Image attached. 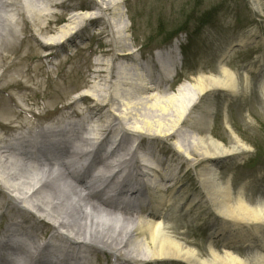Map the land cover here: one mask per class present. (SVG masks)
Segmentation results:
<instances>
[{
    "label": "bare ground",
    "instance_id": "1",
    "mask_svg": "<svg viewBox=\"0 0 264 264\" xmlns=\"http://www.w3.org/2000/svg\"><path fill=\"white\" fill-rule=\"evenodd\" d=\"M252 3L264 10L261 0ZM119 6L116 0H0V82L6 72L22 63L23 46H28L26 56L43 66L44 59L57 55L68 41L86 31L96 29L98 39H111L106 44L108 49L102 51L109 59L91 64L95 81L90 91L66 102L62 106L65 114L40 128L32 115L24 120L26 125H16L11 132L4 129L10 123L0 124V219H8L0 236V264H95L91 256L97 250L111 252L120 264H264V188L253 198L245 186L236 189L232 177L225 181L220 172L223 164L247 152L249 145L232 129L228 143L214 136V105H204L192 119L188 115L206 94L220 91L234 99L248 90L249 70H244L242 86L237 72L229 66L236 47L246 42L241 40L220 57L217 73L193 76V94L188 92L190 85L185 81L168 97L167 105H150L147 96H136L135 91L150 94L152 89H161L169 78H153L162 60L156 62L150 57L152 62L141 65L136 51L122 47L127 26L112 17ZM69 11L72 13L67 16ZM52 17L65 23L55 36L44 40ZM180 44L174 41L164 57L173 58ZM17 57L18 62L14 61ZM135 70L139 72L137 76ZM257 70L261 74L258 88L264 106V55ZM5 91L0 88V93ZM191 99L195 101L188 108ZM81 103L85 106L79 107ZM16 107L18 112L27 113L25 108ZM131 108L135 112L129 111ZM133 114L138 121L132 123ZM188 120L196 128L198 140L187 145L170 144L168 149L188 158L198 155L197 164L205 163L198 172L204 196L190 202L210 205L219 220L210 221L212 229L205 253L167 220L169 204H175L177 209L183 206L173 193H164L163 182L166 185L175 170L143 163L144 153L159 161L149 137L176 139L182 133L177 123ZM110 135L117 144L105 156ZM135 138L142 139L136 147ZM145 138L148 141L142 149ZM77 146H84V153L70 151V147ZM67 155L75 157L76 165H81L87 156L93 160L78 175H65L52 159ZM92 168L99 169L95 175L101 180L99 192L107 191L116 182L117 189L111 190L117 199L91 191L93 179L86 175ZM155 176L160 181L153 185ZM55 180L62 184V192L52 184ZM121 196L135 204L133 212H119L125 209L118 202ZM139 206L149 207L144 219L138 215L142 212ZM48 225L54 231L46 238ZM218 240L221 245L216 244ZM240 247L246 250L244 254L239 252ZM3 248L6 251H1Z\"/></svg>",
    "mask_w": 264,
    "mask_h": 264
},
{
    "label": "rangeland",
    "instance_id": "2",
    "mask_svg": "<svg viewBox=\"0 0 264 264\" xmlns=\"http://www.w3.org/2000/svg\"><path fill=\"white\" fill-rule=\"evenodd\" d=\"M116 1L120 2V6L112 17L116 23L121 22L127 26L122 47L132 48L136 51L137 57L148 56L154 49L163 47L168 37L176 31L179 32L178 30L183 27L190 31L189 34L182 33L174 39V41H180L185 54L182 55L184 66L177 78L173 81L168 80L161 89H152L147 95L135 91L136 96H147L150 105L153 103L167 105L168 97L172 96L178 85L185 81L190 85L188 92L193 94L194 90L190 84L193 76L201 72L217 73L220 57L241 40L246 42L244 46L233 52L229 66L237 72L242 86L244 70H249L251 83L248 90L234 99H230L220 91L206 94L188 115L192 119L200 114L204 105H214L216 108L212 131L214 136L228 143L232 129L249 145L247 152L223 164L220 172L225 181L232 177L236 189L245 186L248 196L255 198L264 188V106L258 88L261 74L257 70L262 65L264 55V10L256 8L252 0ZM261 2L264 4V0ZM57 10L61 11L63 8ZM71 13L69 11L67 16ZM43 23L47 24V20ZM63 23L65 21H58V17H52L49 32L42 38L46 40L55 36ZM96 31V29L86 31L75 36L72 41L66 43L64 48L58 50L57 55L44 59L43 66L33 57L26 56L27 45L22 47L20 52V57H24L22 63L6 72L0 82V88H6L4 93H0V124L10 123L4 129L11 132L13 130L10 128L15 130L16 125H26L24 120L30 119L31 115L34 116L32 119L35 123H46L60 114H65L66 109L62 106L66 102L87 90L90 91L92 82L95 81L91 64L98 59H109L102 54V51L108 49L106 44L111 40L110 37L98 39ZM18 46H20L19 43ZM122 47L119 46L118 49ZM49 51L54 49L42 52L44 54ZM14 61L18 62L19 57L14 58ZM194 101L195 99H191L187 107L189 108ZM16 104L25 108L27 113L18 112ZM84 106L83 103L79 105V107ZM129 111L135 112L132 108ZM132 118L130 120L132 123L138 121L136 115L133 114ZM139 122L143 124L142 121ZM152 122L157 123L153 120ZM191 124L189 120L187 123H177V128L182 133L176 139L162 140L148 136L159 161H155L151 154L144 153L143 163L155 167L168 166L175 170L173 177L169 178L170 181L166 185L163 182L164 193L166 195L173 193L174 199L182 201L183 206L177 209L175 204H169L167 220L171 221L176 231L181 233L188 242L205 253L212 229L210 221L216 219L218 222L219 220L210 210V205L190 204L194 198L201 199L204 196L203 187L198 180V172L201 165L205 163L197 164L200 159L198 155H191L188 158L174 149H168L170 144L174 146L185 143L187 145L198 140V132ZM136 140L137 138L133 141L136 145L142 141V139L137 142ZM146 140L148 141L145 138V141L141 143L142 149L145 148L142 145L147 142ZM153 179L154 184L160 181L157 176ZM52 184L55 189L62 192V184L56 180ZM90 184L93 186L91 189L93 193L99 192L98 189L101 187L99 178H94ZM115 184L116 182L113 183ZM107 192L102 191L99 194L112 199L109 195L110 191ZM133 205L135 204L126 205L125 209H120L119 212L131 213L135 207ZM138 208L139 212L142 211L138 215L144 219L149 208L140 206ZM7 222L6 218L0 219V236ZM47 228L50 231L46 238L54 231L50 225ZM219 241L216 244L221 245ZM239 252L244 254L246 250L240 247ZM91 257L95 264H120L109 251L97 250ZM145 264L182 263L147 262Z\"/></svg>",
    "mask_w": 264,
    "mask_h": 264
},
{
    "label": "trees",
    "instance_id": "3",
    "mask_svg": "<svg viewBox=\"0 0 264 264\" xmlns=\"http://www.w3.org/2000/svg\"><path fill=\"white\" fill-rule=\"evenodd\" d=\"M186 29L188 30V28H185V27H183L182 29H179L178 31L180 32V31H182V30H185L186 31ZM179 32H174L170 37H168V40H170L175 34H177V33H179Z\"/></svg>",
    "mask_w": 264,
    "mask_h": 264
}]
</instances>
